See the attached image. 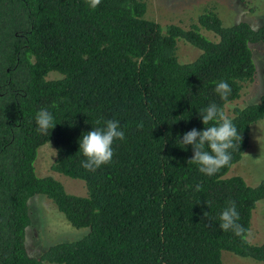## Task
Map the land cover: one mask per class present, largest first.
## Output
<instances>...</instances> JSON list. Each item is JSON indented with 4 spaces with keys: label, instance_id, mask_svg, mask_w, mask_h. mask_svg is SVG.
Segmentation results:
<instances>
[{
    "label": "trees",
    "instance_id": "obj_1",
    "mask_svg": "<svg viewBox=\"0 0 264 264\" xmlns=\"http://www.w3.org/2000/svg\"><path fill=\"white\" fill-rule=\"evenodd\" d=\"M227 9L163 24L148 17L145 0H101L95 9L86 0H0V264H224V251L264 264V229L245 241L219 227L234 201L252 233L264 201V177L235 171L252 126L264 125V18L228 23ZM181 47L196 58L182 62ZM219 81L231 87L227 100L215 91ZM243 93L254 95L238 103ZM212 103L241 139L230 163L207 176L180 140L205 129L200 112ZM41 109L56 124L44 134L35 122ZM108 120L120 122L125 139L114 141L110 164L88 171L79 141ZM46 145L50 169L84 181V194L37 174ZM37 195L77 235L35 256L28 229Z\"/></svg>",
    "mask_w": 264,
    "mask_h": 264
},
{
    "label": "rangeland",
    "instance_id": "obj_2",
    "mask_svg": "<svg viewBox=\"0 0 264 264\" xmlns=\"http://www.w3.org/2000/svg\"><path fill=\"white\" fill-rule=\"evenodd\" d=\"M148 3V17L167 24L169 22L188 23L197 18L198 13L207 7L217 5L219 8L228 7L226 21H238L244 17H253L259 20L264 18V0H232L237 6H231L229 0H145ZM252 6V9L249 8ZM182 62H188L196 58L198 52L193 48L181 47ZM257 84L248 87L256 89ZM254 94H244L238 103H246ZM259 95H257L258 97ZM255 126V127H254ZM264 125L257 123L251 129V146L245 157L235 169L243 174L249 181H259L264 177ZM51 143V142H49ZM48 144V143H47ZM54 152L51 145L40 149L35 163L36 172L39 176L50 175L64 184L67 191L74 194H84V181L54 172L50 169ZM83 190V191H82ZM260 202V201H259ZM33 213V224L28 229V247L32 255L38 256L47 246L62 240L71 239L77 235L76 229L64 219V214L57 209L53 201L45 195H37L30 201ZM253 219L251 237L256 239L260 231L264 229V201H261ZM31 213V214H32ZM224 264H261L238 256L237 254L224 251ZM51 264V263H45Z\"/></svg>",
    "mask_w": 264,
    "mask_h": 264
},
{
    "label": "clouds",
    "instance_id": "obj_3",
    "mask_svg": "<svg viewBox=\"0 0 264 264\" xmlns=\"http://www.w3.org/2000/svg\"><path fill=\"white\" fill-rule=\"evenodd\" d=\"M86 3L91 9H95L101 0H86ZM215 91L222 100H227L231 87L226 81H219ZM200 117L206 126L205 129L203 131L192 129L184 133L180 142L185 146L191 145L193 148L194 155L188 163L198 165L200 173L213 176L230 163L229 149H234L236 147L234 141L241 137L232 120L215 103L202 109ZM53 120L54 117L48 110H39L35 116L37 131L44 134L49 128L53 129L56 125ZM99 123L100 121H97V124ZM104 124V127L93 128L92 131L84 134L79 141V151L86 157L81 161V166L88 171L94 172L101 166L110 164L114 156V141L125 139V132L121 129L118 120H108ZM210 124L211 126H208ZM137 127L142 128L143 124L140 123ZM200 190L201 186L197 185L196 191ZM239 218L235 202L228 201L220 213L219 227L225 232L230 230L237 237L247 241L251 235L250 230L238 223Z\"/></svg>",
    "mask_w": 264,
    "mask_h": 264
}]
</instances>
